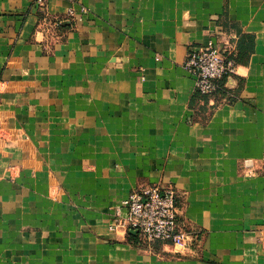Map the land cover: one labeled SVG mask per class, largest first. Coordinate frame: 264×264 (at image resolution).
<instances>
[{
    "label": "crops",
    "instance_id": "crops-1",
    "mask_svg": "<svg viewBox=\"0 0 264 264\" xmlns=\"http://www.w3.org/2000/svg\"><path fill=\"white\" fill-rule=\"evenodd\" d=\"M34 1L0 0V264H264V0ZM209 40L212 96L183 67ZM153 184L196 246L111 228Z\"/></svg>",
    "mask_w": 264,
    "mask_h": 264
},
{
    "label": "built area",
    "instance_id": "built-area-1",
    "mask_svg": "<svg viewBox=\"0 0 264 264\" xmlns=\"http://www.w3.org/2000/svg\"><path fill=\"white\" fill-rule=\"evenodd\" d=\"M49 0H35L43 11ZM79 3L80 0H63ZM195 78L199 93L212 96L219 90L222 78L236 71L235 50L230 43L209 40L205 45L189 49L183 65ZM178 194L173 185H148L133 190L121 205L114 209L111 228L123 226L136 246L151 248L155 244H172L192 248L201 240L198 231L179 220ZM125 209V214L122 210Z\"/></svg>",
    "mask_w": 264,
    "mask_h": 264
},
{
    "label": "trees",
    "instance_id": "trees-1",
    "mask_svg": "<svg viewBox=\"0 0 264 264\" xmlns=\"http://www.w3.org/2000/svg\"><path fill=\"white\" fill-rule=\"evenodd\" d=\"M130 239H132V237Z\"/></svg>",
    "mask_w": 264,
    "mask_h": 264
}]
</instances>
